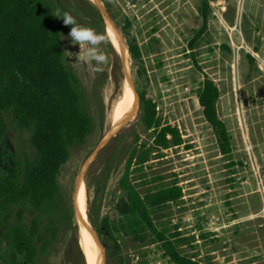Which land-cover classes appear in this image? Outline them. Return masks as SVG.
Instances as JSON below:
<instances>
[{
  "label": "rangeland",
  "instance_id": "rangeland-1",
  "mask_svg": "<svg viewBox=\"0 0 264 264\" xmlns=\"http://www.w3.org/2000/svg\"><path fill=\"white\" fill-rule=\"evenodd\" d=\"M47 1L64 64L77 78L92 130L83 143L69 148L60 167L56 208L39 212L28 204L13 206L9 221L19 214L28 229L35 219L44 238L46 248L34 264H95L91 254L85 258L74 204L79 203L80 222L93 239V225L102 217L119 218L125 194L117 182L133 146L140 153L150 152L141 170L130 176L139 194L171 185L180 189V197L155 208L151 218L182 256L198 264H264V0H207L202 30V0H98L118 30L135 92L155 104L159 127H175L181 143L154 145L155 134L144 129L137 104L127 123L86 167L81 181L82 163L116 125L110 116L129 85L123 59L111 42L101 45L108 63L102 65L103 72H96L94 63L78 62L80 47L68 35L72 26L55 16L57 11L68 12L79 24L106 33L107 24L95 4ZM129 40L138 45L137 60L126 49ZM205 79L219 91L216 112L229 138L225 154L197 101V89ZM2 115L4 170L11 157L19 163L31 158L33 148L30 133L20 131L9 112ZM80 185L86 193L83 212L77 198ZM2 234L0 229V263L7 260ZM98 242L102 264H170L146 229L141 239L114 232Z\"/></svg>",
  "mask_w": 264,
  "mask_h": 264
},
{
  "label": "trees",
  "instance_id": "trees-1",
  "mask_svg": "<svg viewBox=\"0 0 264 264\" xmlns=\"http://www.w3.org/2000/svg\"><path fill=\"white\" fill-rule=\"evenodd\" d=\"M207 9V0H202L201 30ZM126 49L133 60L140 58L134 40L126 42ZM63 56L47 0H0V136L6 129L2 114L9 112L17 128L30 133L33 148L31 158L19 163L11 157V163L4 170L0 168V229L4 231L2 238L7 248V260L0 264H34L37 254L44 252L46 244L35 219L28 229L19 214L14 222L9 221L13 206L28 204L39 212L56 208L60 167L68 159L69 148L83 143L92 130V118L83 108L77 78L65 66ZM196 93L202 116L225 154L229 151V138L216 112L219 91L212 81L205 79ZM136 94L140 122L145 130L154 132V145H179L177 129L169 125L159 127L155 104L144 93L136 90ZM149 154L147 150L138 152L135 146L130 149L117 182L125 194L120 217H102L93 225L96 236L100 241L101 237L120 232L141 239L146 229L170 264H198L182 256L174 241L159 231L151 218L155 208L179 198L180 189L171 185L141 195L131 182V174L141 170Z\"/></svg>",
  "mask_w": 264,
  "mask_h": 264
},
{
  "label": "clouds",
  "instance_id": "clouds-1",
  "mask_svg": "<svg viewBox=\"0 0 264 264\" xmlns=\"http://www.w3.org/2000/svg\"><path fill=\"white\" fill-rule=\"evenodd\" d=\"M56 17L62 18L63 23L71 25V30L68 33L73 44H78L80 51L77 54L78 62L94 63V71L103 72L102 65L108 63V57L102 51L101 45L110 42L112 32L97 33L95 29L83 26L68 12L62 15L59 11L55 13Z\"/></svg>",
  "mask_w": 264,
  "mask_h": 264
},
{
  "label": "bare ground",
  "instance_id": "bare-ground-1",
  "mask_svg": "<svg viewBox=\"0 0 264 264\" xmlns=\"http://www.w3.org/2000/svg\"><path fill=\"white\" fill-rule=\"evenodd\" d=\"M110 30L113 32L111 27L107 24L106 32L110 31ZM113 33H112V37H111L110 42L116 50H119L117 39L115 37V34L113 35ZM123 54H124V49H123ZM128 88H129V86H128ZM133 103H134V94L131 91V89L129 88V91L127 90V92H125V95L120 99V101L116 104V106L114 107V109L112 111V114L110 116L111 124L112 125L116 124L113 128L117 127L119 125V123L121 122V120L124 119L131 112V109L133 107ZM78 181H77V183H78ZM77 198L81 204V208H83V211H84L86 208V193H85L83 185H80V187L78 189ZM76 210H77V212H80L79 203L77 201H76ZM78 224H79V228L84 233L83 240H82V238H80V240H81V243H83V250H84V255H85L86 260L90 259V257H91L90 254H91L92 257L95 259V264H102V248H101V246L92 238L90 233H87L84 231V228H83L84 224L83 225L81 224L80 218L78 220Z\"/></svg>",
  "mask_w": 264,
  "mask_h": 264
},
{
  "label": "water",
  "instance_id": "water-1",
  "mask_svg": "<svg viewBox=\"0 0 264 264\" xmlns=\"http://www.w3.org/2000/svg\"><path fill=\"white\" fill-rule=\"evenodd\" d=\"M90 1L93 4H95L96 8L100 12V14H101L102 18L104 19L105 23L108 24L111 27V29L113 30V32L115 34V37H116L117 42H118V47H119L118 51H119V54L121 55V58L123 59V62H124V71H125L126 80H127L128 85H129V88L131 89V91L134 94L135 101L133 103L132 111L124 119L121 120V122L119 123V125L117 127L113 128V129H110L106 134H104L101 137V139L97 142L95 147L91 150V152L87 155V157L83 161L81 169L79 171L78 180L81 179V176L83 175L84 170L89 165V163L92 161V159L97 155V153L118 133L120 128L125 123H127V121L129 120V117L131 116L134 108L137 107V104H138L137 94H136V92L134 90V87L132 85V82H131V79H130V76H129V72H128L127 68L125 67V60H124V55H123V44L121 42L118 30L116 29L114 23L112 22L111 18L109 17V15L105 11V9L102 6L99 5L98 0H90ZM73 196H74V194H73ZM73 215H74V219L76 221L77 227L79 228V224H78L79 213L76 210L75 204H74V209H73ZM93 236H94V240L99 244L97 236L95 234H93Z\"/></svg>",
  "mask_w": 264,
  "mask_h": 264
},
{
  "label": "snow or ice",
  "instance_id": "snow-or-ice-1",
  "mask_svg": "<svg viewBox=\"0 0 264 264\" xmlns=\"http://www.w3.org/2000/svg\"><path fill=\"white\" fill-rule=\"evenodd\" d=\"M81 210L83 211V208H81Z\"/></svg>",
  "mask_w": 264,
  "mask_h": 264
}]
</instances>
